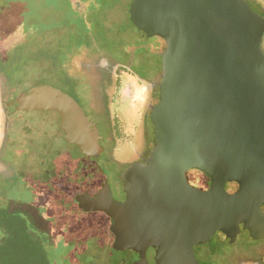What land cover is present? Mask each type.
Instances as JSON below:
<instances>
[{"label": "water", "instance_id": "water-1", "mask_svg": "<svg viewBox=\"0 0 264 264\" xmlns=\"http://www.w3.org/2000/svg\"><path fill=\"white\" fill-rule=\"evenodd\" d=\"M129 14L138 30L166 42L154 148L145 164L121 173L124 201L109 186L75 200L111 218L114 248L138 253L135 264H201L200 247L218 264L211 246L230 251L223 264H237L264 246V17L246 0H131ZM7 111L22 122L34 113L59 118L57 133L77 158L55 163L64 179L103 151L97 125L61 89L31 87ZM39 149L55 173L56 152ZM189 171L209 187L192 186ZM243 240L249 253L235 250Z\"/></svg>", "mask_w": 264, "mask_h": 264}, {"label": "flooded vegetation", "instance_id": "flooded-vegetation-1", "mask_svg": "<svg viewBox=\"0 0 264 264\" xmlns=\"http://www.w3.org/2000/svg\"><path fill=\"white\" fill-rule=\"evenodd\" d=\"M246 1L264 17V2ZM88 24L92 27L91 32L77 50L87 59L89 68L73 73L71 77L76 83L68 84L70 92H64L72 96L97 125L103 151L99 158L91 159L89 175L75 172L69 179H64L55 163L77 159L76 148L70 147L57 133L48 149L56 152L52 160L55 173L45 170L27 174L26 157L32 151L36 152L39 141L48 143L47 134L36 137L24 133L8 114L7 103L3 104V111L0 110V160L7 171L0 175L4 181L0 187V219L3 215L5 220L17 221L14 237L8 233L9 224L0 222V231L4 234L0 250L4 254L8 246L20 251L26 246L37 261L44 260L46 264H51L49 260L55 261L54 264L64 261L67 264H135L139 261V254L133 250L114 248L115 236L109 216L102 211H86L75 199L86 193L95 196L104 186H109L113 197L124 201L121 173L134 164H145L149 159L154 148L151 114L159 102L161 60L166 42L138 30L131 22L130 14L122 22H115L114 30L106 29L103 21L92 20ZM263 44L264 36L262 50ZM16 132L22 134L17 142ZM11 146H21L26 150L22 155L26 156L22 160L18 155L10 159L4 153ZM126 146L134 156L132 160L129 155L120 157ZM92 169L95 171H90ZM195 181L203 186H198L201 189L210 185V180L200 172L196 173ZM12 186L28 195L16 200L9 193ZM35 234L40 237H34ZM42 236L48 239L41 241ZM61 246L63 251H68L64 257H57L59 253L54 249ZM254 256L242 259L240 264H264V246Z\"/></svg>", "mask_w": 264, "mask_h": 264}, {"label": "rangeland", "instance_id": "rangeland-1", "mask_svg": "<svg viewBox=\"0 0 264 264\" xmlns=\"http://www.w3.org/2000/svg\"><path fill=\"white\" fill-rule=\"evenodd\" d=\"M130 1L0 0V54L3 53L2 57L0 55V110L3 111V104L15 100L31 87L39 84H49L55 88L70 92L68 84L75 85L76 83L71 77L73 73L79 70L85 72L84 70L89 68L87 59L82 54H79L77 50L91 32L92 27L88 22H92V20L100 22L101 20L106 29L114 30L116 29L113 25L115 22H122L123 19L127 18ZM261 1L264 2V0ZM15 121L16 125L24 133L33 134L36 137L47 134L46 137L49 144L47 143L46 145L51 148L53 137L59 129V118L57 116L49 113H45V115L43 113H34L25 117L23 122L18 119H15ZM25 126L28 127V131H25ZM18 132L21 133L20 130ZM18 132H16V142L20 140V135H22ZM40 144L39 141L35 153L32 151L26 157L27 174L45 172L48 169L46 151L39 149ZM20 147H8L4 154L6 155L7 153L10 159L18 155V159L22 160L26 156L22 155V153H26V150ZM128 153L129 148L126 146L120 157L129 155V159L132 160L134 156ZM92 164L91 161L82 158L80 174L89 175L90 172L86 173V167L92 166ZM6 171V166L0 160V175L1 173H6ZM94 171L92 169V172ZM196 173L197 171H189L187 179L192 186L199 188L198 186L201 187L202 185L196 183ZM2 181V178H0V187L4 183ZM60 181H62V178ZM10 189L9 193H12L16 200L28 195L20 193L19 188L15 186ZM0 207H2L1 203ZM7 207H10L9 204ZM5 219L7 218L2 215L0 222H3V225L9 224L11 229L8 233L13 234L14 237V234H17L15 232L17 221ZM3 235L2 230V233L0 231V244ZM33 236L36 238L40 237L39 235L36 236V234ZM44 239L48 238L42 236L41 241ZM246 242V240L240 241L235 246V250L239 253L242 251L241 254L249 253ZM62 248L61 246L54 249L55 252L59 253L57 257H64L65 252L68 251H63ZM7 249V253L0 255V264H39L36 256L30 254L32 250L29 247L26 249L25 246V249L22 250L23 253L20 252L19 248L10 249V246H8ZM215 249L213 246L209 247V252L213 254L212 261L223 264L227 256L230 255V251L225 250L218 253ZM197 257L201 264H211V260L207 258V248H197ZM250 257L255 256H241L237 259V264H240L242 259ZM50 261L51 264L55 262L53 260L48 262ZM41 263L45 264V261ZM62 264L67 263L64 261Z\"/></svg>", "mask_w": 264, "mask_h": 264}, {"label": "trees", "instance_id": "trees-1", "mask_svg": "<svg viewBox=\"0 0 264 264\" xmlns=\"http://www.w3.org/2000/svg\"><path fill=\"white\" fill-rule=\"evenodd\" d=\"M101 21V20H100ZM1 55V57H2V55H3V53L2 54H0ZM21 246V245H20ZM20 252H22L23 253V251L21 250ZM2 253H4V251L3 250H0V255L2 254ZM42 261H44V260H38L37 261V263H39V264H42L41 262ZM44 264V263H43ZM45 264H46V262H45Z\"/></svg>", "mask_w": 264, "mask_h": 264}]
</instances>
